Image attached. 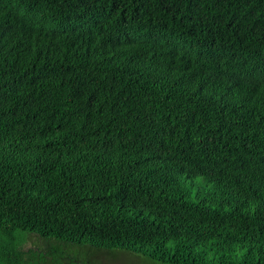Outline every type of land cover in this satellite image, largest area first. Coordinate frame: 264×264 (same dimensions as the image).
Masks as SVG:
<instances>
[{"label": "trees", "instance_id": "1", "mask_svg": "<svg viewBox=\"0 0 264 264\" xmlns=\"http://www.w3.org/2000/svg\"><path fill=\"white\" fill-rule=\"evenodd\" d=\"M33 238L264 264V0H0V264Z\"/></svg>", "mask_w": 264, "mask_h": 264}, {"label": "rangeland", "instance_id": "2", "mask_svg": "<svg viewBox=\"0 0 264 264\" xmlns=\"http://www.w3.org/2000/svg\"><path fill=\"white\" fill-rule=\"evenodd\" d=\"M34 242H28L22 248L26 252L25 259L29 258V251L37 254L31 264H45L42 254L46 253V261L49 264H164L153 261L136 254L96 249L86 244H69L55 239L33 238Z\"/></svg>", "mask_w": 264, "mask_h": 264}]
</instances>
